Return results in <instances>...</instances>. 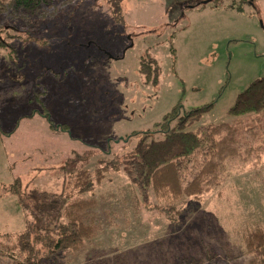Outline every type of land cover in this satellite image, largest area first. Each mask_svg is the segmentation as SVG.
Masks as SVG:
<instances>
[{
  "label": "rangeland",
  "instance_id": "1",
  "mask_svg": "<svg viewBox=\"0 0 264 264\" xmlns=\"http://www.w3.org/2000/svg\"><path fill=\"white\" fill-rule=\"evenodd\" d=\"M120 7L117 22L107 0H52L0 15V264L22 262L14 234L26 213L16 190L69 193V171L92 173L98 160L118 171L68 201H93L73 211L94 236L41 264H251L244 238L264 229V114L237 121L227 111L264 78V0H123ZM143 60L156 83L141 74ZM178 103L186 112L213 104L188 130L230 124L241 152L199 202L176 206L181 216L170 212L169 198L140 200L124 172L135 145L128 135L152 129ZM45 111L68 132L51 129Z\"/></svg>",
  "mask_w": 264,
  "mask_h": 264
},
{
  "label": "trees",
  "instance_id": "2",
  "mask_svg": "<svg viewBox=\"0 0 264 264\" xmlns=\"http://www.w3.org/2000/svg\"><path fill=\"white\" fill-rule=\"evenodd\" d=\"M122 1L107 0L116 22L121 17ZM51 3L52 0H0V15L10 13L16 16L19 11L35 12ZM201 4H190L188 7L194 8ZM54 10L57 12L56 8ZM2 44L4 43L0 39V45ZM149 62L157 70L154 60L149 59ZM149 62L143 60L140 65V72L147 82L151 81ZM151 82L156 83L157 80L153 79ZM212 107L213 104H207L186 112L178 103L152 129L128 135L127 139H133L135 145L124 155V172L131 190L138 194L140 200L147 202L151 193L158 198H169L172 204L168 209L174 215L181 216L176 206L187 204L190 209L192 199L199 202L204 189L212 187L219 179L225 161L236 158L241 153L238 151L239 133L230 124L207 125L195 132L188 130ZM263 114L264 78L255 80L239 93L227 111V115L237 121ZM42 116L51 129L68 132V128L62 125L55 126L46 111ZM249 129L253 134V127ZM110 142L111 140L108 142V149ZM244 142L248 144L246 139ZM250 151L252 152L251 148L246 153ZM110 168L118 171V167L106 160H98L92 173L82 168L70 170L68 175L73 183L69 193L64 191L56 194L32 188L24 194L20 189L16 190L26 216L24 229L14 234V247L22 256V262L15 264H41L43 260L54 262L63 258L64 254L77 252L84 242L91 240L95 234L94 228L85 225L73 210L91 208L93 201H78L70 206L68 201L74 195L81 196L91 192L93 183L99 184L111 171ZM184 210L186 208L182 207L180 211ZM244 244L247 251L254 255L251 264H264V229L248 233ZM42 250L44 254L41 253Z\"/></svg>",
  "mask_w": 264,
  "mask_h": 264
},
{
  "label": "water",
  "instance_id": "3",
  "mask_svg": "<svg viewBox=\"0 0 264 264\" xmlns=\"http://www.w3.org/2000/svg\"><path fill=\"white\" fill-rule=\"evenodd\" d=\"M205 3H207V1L202 2V4H205ZM197 5H199V4H197Z\"/></svg>",
  "mask_w": 264,
  "mask_h": 264
},
{
  "label": "crops",
  "instance_id": "4",
  "mask_svg": "<svg viewBox=\"0 0 264 264\" xmlns=\"http://www.w3.org/2000/svg\"><path fill=\"white\" fill-rule=\"evenodd\" d=\"M261 153H263V152H261ZM261 153H260V155H261ZM257 156H259V155H257Z\"/></svg>",
  "mask_w": 264,
  "mask_h": 264
}]
</instances>
